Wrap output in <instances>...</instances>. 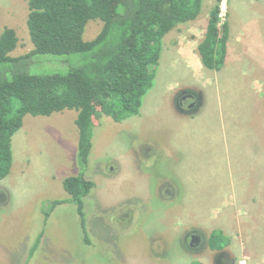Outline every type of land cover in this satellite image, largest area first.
Wrapping results in <instances>:
<instances>
[{
  "label": "rangeland",
  "instance_id": "1",
  "mask_svg": "<svg viewBox=\"0 0 264 264\" xmlns=\"http://www.w3.org/2000/svg\"><path fill=\"white\" fill-rule=\"evenodd\" d=\"M216 3L205 0L195 21L164 39L140 115L95 120L85 171L76 111L25 117L0 182V264H264V0H223L230 42L218 72L198 51ZM28 15L25 0H0V36L10 28L19 39L12 57L34 49ZM102 27L89 22L84 40ZM47 58L62 65L31 73H66L79 60ZM182 92L198 98L195 109L178 108ZM82 174L95 184L84 199L86 233L63 188ZM55 201L64 204L52 210ZM214 231L229 240L221 251L208 246Z\"/></svg>",
  "mask_w": 264,
  "mask_h": 264
},
{
  "label": "trees",
  "instance_id": "2",
  "mask_svg": "<svg viewBox=\"0 0 264 264\" xmlns=\"http://www.w3.org/2000/svg\"><path fill=\"white\" fill-rule=\"evenodd\" d=\"M25 1L34 49L25 56L12 57L19 42L16 32L6 28L0 36V182L11 174L13 137L28 115L51 117L76 111L78 158L85 171L93 148L95 120L104 115L122 123L140 114L145 97L155 85L164 39L179 25L195 21L205 0ZM222 3L217 0L212 9L198 47L202 65L211 71H220L228 54L230 31L221 18ZM91 21H100L103 27L94 40L85 41ZM62 56L79 60L76 64L67 62L66 73H31L39 66H51V62L62 65L47 58ZM63 188L77 208L86 233L84 199L95 184L82 174L66 178ZM62 204L55 201L52 210ZM49 217L50 212H46V221ZM41 238H37L32 252ZM228 244L220 231H214L208 240L212 251H221Z\"/></svg>",
  "mask_w": 264,
  "mask_h": 264
},
{
  "label": "flooded vegetation",
  "instance_id": "3",
  "mask_svg": "<svg viewBox=\"0 0 264 264\" xmlns=\"http://www.w3.org/2000/svg\"><path fill=\"white\" fill-rule=\"evenodd\" d=\"M192 103H195V107L193 109H195L197 106H198V98L193 94V93H190V92H182L181 93V97H180V100H179V103H178V108L183 112V113H186L189 111V106L192 104ZM185 104H187V109H184L183 107L185 106ZM167 193L169 194V191H167ZM189 237L191 238L192 240V243L193 242H196V244L198 245L199 243V239L197 235H195V233H191L189 235Z\"/></svg>",
  "mask_w": 264,
  "mask_h": 264
},
{
  "label": "crops",
  "instance_id": "4",
  "mask_svg": "<svg viewBox=\"0 0 264 264\" xmlns=\"http://www.w3.org/2000/svg\"><path fill=\"white\" fill-rule=\"evenodd\" d=\"M230 42V40L228 41V43ZM228 48H229V44H228ZM228 51H229V49H228ZM227 57H228V55H227ZM226 61H227V59H226ZM226 63V62H225ZM202 64V63H201ZM205 68V67H204ZM224 68V67H223ZM208 70V69H207ZM211 71V70H210ZM215 72H218V71H215ZM152 91V90H151ZM211 93H212V91H210ZM145 100V99H144ZM206 100V99H205ZM205 105V104H204ZM143 107V106H142ZM142 109V108H141ZM140 113H141V111H140ZM140 115V114H139Z\"/></svg>",
  "mask_w": 264,
  "mask_h": 264
},
{
  "label": "water",
  "instance_id": "5",
  "mask_svg": "<svg viewBox=\"0 0 264 264\" xmlns=\"http://www.w3.org/2000/svg\"><path fill=\"white\" fill-rule=\"evenodd\" d=\"M195 107V103H192L190 106H189V110L193 109Z\"/></svg>",
  "mask_w": 264,
  "mask_h": 264
},
{
  "label": "built area",
  "instance_id": "6",
  "mask_svg": "<svg viewBox=\"0 0 264 264\" xmlns=\"http://www.w3.org/2000/svg\"><path fill=\"white\" fill-rule=\"evenodd\" d=\"M222 18V17H221Z\"/></svg>",
  "mask_w": 264,
  "mask_h": 264
}]
</instances>
